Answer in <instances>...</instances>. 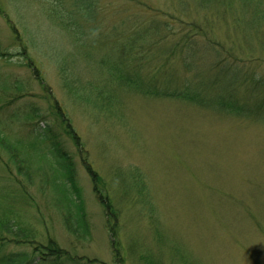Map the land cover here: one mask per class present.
<instances>
[{"label": "rangeland", "instance_id": "374dc122", "mask_svg": "<svg viewBox=\"0 0 264 264\" xmlns=\"http://www.w3.org/2000/svg\"><path fill=\"white\" fill-rule=\"evenodd\" d=\"M138 1L186 23L201 24L206 15L197 0H0V195L13 196L5 207L21 214L36 238L49 237L88 264H114L113 246L123 264H264V125L118 86L108 71L117 63V38L129 33L117 34V26L125 22L130 31L129 19L151 16ZM217 1L212 10L223 9L215 14L227 20L216 29V41L230 50L243 76H264V44L237 48L233 36L245 44L247 34L235 28L226 39L227 25L251 20L256 4L264 13V0H251L247 9L241 0ZM176 2L180 8L190 3L191 13H179ZM195 40L200 48L203 38ZM173 66L184 74L178 62ZM155 67L149 57L139 74L143 85L166 77V69L155 76ZM57 104L120 211L114 244L83 153L68 138ZM39 126H51L73 156L89 242L77 243L66 229L61 176L44 155L48 143L30 147Z\"/></svg>", "mask_w": 264, "mask_h": 264}, {"label": "trees", "instance_id": "16d2710c", "mask_svg": "<svg viewBox=\"0 0 264 264\" xmlns=\"http://www.w3.org/2000/svg\"><path fill=\"white\" fill-rule=\"evenodd\" d=\"M241 1L245 9L251 6V0ZM198 2L205 4L206 8V15L201 24L186 23L172 14L158 13L138 1L139 7L148 9L151 16L147 20L135 17L129 19L128 24L132 23L130 31H128L127 25H124L127 24L125 22L117 26V34H129L123 41L117 38V63L110 66L108 74L121 88H134L148 97L176 99L200 108L220 111L264 125V76H243V69L233 63L234 57L230 55V50L225 48L223 42L216 41L215 38L216 29L224 20H227L225 15H222L224 17L220 19L215 12L224 10L216 8L212 10V4L218 6L217 0H197L196 3ZM208 4L210 5L207 6ZM259 4H256L257 8L254 7L256 12L252 15L251 20L239 18L234 22L233 28L227 25V41L230 36L232 38L235 35L232 33L234 28L236 31L245 30L247 34V39L244 40L245 44H240V41L233 36L232 40L237 48H251V43L255 41L260 45L264 44V40L258 38L264 33V24L262 23L264 13L259 11ZM74 5L77 22L78 14L81 12L75 2ZM175 5V9L179 13L181 11L191 13L190 3L183 8L178 7L177 2ZM228 9L230 10V8ZM209 10L211 13L208 12ZM74 11H71L73 15ZM73 15L72 18H74ZM254 17L256 20L260 18L261 21H255ZM175 22L179 24V27L174 28ZM68 25L70 26V24ZM198 36L204 40L200 48L197 47L199 43L197 45L195 43ZM160 45L162 46L158 47ZM213 53L216 54V57ZM149 57H153L157 62V67L154 68L155 76L160 77L163 69L167 70V75L162 81H158L154 77L150 79L151 83L143 85L139 80V74L144 72L143 66ZM175 62H178L180 69L184 71L183 75H180L178 71L176 74L174 71L173 64ZM158 84L167 88H159L163 86ZM168 84H174V86ZM69 88L71 89V87ZM241 89H244L243 95L240 94ZM57 106L68 138L79 148L80 154L83 153L82 164L91 177L93 191L105 211L109 233L113 237L114 244L120 211L116 209L108 192H104L103 179L89 162L88 155H85L87 151L84 149L80 136L67 115L62 112L61 107L58 104ZM29 118L32 119V117ZM50 127L39 126L34 130L35 142L30 143V147L36 149L37 141L48 143L49 155H44L54 162L55 168L61 176L59 180L66 200V210L63 214L66 229L77 243L89 242L91 231L85 200L77 180L75 161L66 150L64 143L55 139ZM18 142L22 144L21 141ZM139 182L141 181L139 180ZM12 201L13 196L9 191L0 195V264H88L81 256L73 255L70 251L62 248L57 241L49 237L44 240L41 239V236L36 238L37 236L32 230L22 222L21 214L17 213L13 207L11 210L9 207H5L6 203ZM23 247L27 248L23 250L21 249ZM19 248L20 250H18ZM113 251L114 264H123L120 250L113 246ZM95 262L96 260L92 261V263Z\"/></svg>", "mask_w": 264, "mask_h": 264}]
</instances>
